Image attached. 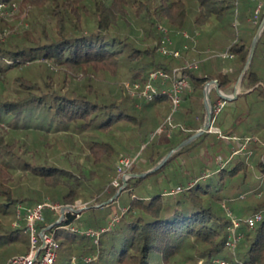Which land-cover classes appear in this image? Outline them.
<instances>
[{
	"label": "trees",
	"instance_id": "1",
	"mask_svg": "<svg viewBox=\"0 0 264 264\" xmlns=\"http://www.w3.org/2000/svg\"><path fill=\"white\" fill-rule=\"evenodd\" d=\"M261 1L254 19L256 2L250 0H0V254L17 245L21 233L28 236L25 219L17 218L21 207L80 201L87 209L79 218L67 213L53 227L55 264H217L229 254L228 212L241 223L237 259L264 264V125L244 123V115L253 116L248 106L228 105L252 94L264 102V27L241 79L245 92L228 100L214 87L209 91L213 110L224 102L212 112V126L220 131L201 133L152 172L160 185L156 192L133 193L144 179L131 176L123 189L132 191L129 203L121 205L119 197L117 205L116 198L109 202L123 181L121 158L135 157L129 175L156 166L200 129L205 85L215 80L224 93L235 85L264 17ZM30 5L37 13L30 9L25 27L17 31L5 21L14 8ZM164 40L179 57L159 53ZM187 62L196 66L185 70L188 85L171 125L161 85L146 102L130 96L121 82L122 71L129 82H145L153 70L170 73ZM156 104L164 116L160 107L146 109ZM212 141H228L229 156L218 157L216 167L201 164L197 172L192 156L201 161V150ZM127 149L132 155L121 152ZM176 155L188 168L171 170L173 180L166 165ZM114 205L118 220L96 241L64 227L101 230ZM256 214L260 220L251 228L246 220ZM56 221L47 210L37 229Z\"/></svg>",
	"mask_w": 264,
	"mask_h": 264
},
{
	"label": "built area",
	"instance_id": "2",
	"mask_svg": "<svg viewBox=\"0 0 264 264\" xmlns=\"http://www.w3.org/2000/svg\"><path fill=\"white\" fill-rule=\"evenodd\" d=\"M250 1L256 2V8L254 10V19H256L260 9L263 6V2L261 0ZM162 31L166 32L165 29H162ZM182 35L185 38H188L189 36L186 32H183ZM158 51L164 56H180V51L177 49L168 48L165 44V40L162 41V44L158 48ZM224 56L228 55L225 54ZM195 66V62H187L181 68H174L170 73L162 69L153 70L148 73L145 82H127L125 83V88L127 89L130 96L136 97L139 100L150 102L155 99L158 86L161 85L163 87L161 89L162 94H165L170 100L171 113L167 118V122L169 123V125H171V115L177 110L180 104L182 90L188 85L187 74L185 73V70H189ZM167 82L168 85L166 84ZM223 104L224 102L220 103L219 101L216 108L214 110L212 109V112L218 113L220 107H222ZM161 129L162 126L158 128L157 132ZM134 159L135 157H124L119 160V170L122 173L123 181L129 177V174H126V170L130 167ZM177 191H180V188H176L175 190H173V192ZM65 207H69L70 209H67ZM65 207L53 203L50 200L39 202L30 207H21L17 214V218L19 221L21 220V218L25 219V232L29 236V248L28 251L24 254H18L10 257L5 264H55L57 258L58 243L54 236L55 228L53 227L58 225L65 218V215L67 213H72L75 219H77L87 209L86 203H81L80 201H77L72 207ZM47 210L52 212L53 215L57 216V221L60 219L61 220L58 224H52L54 226L51 229L43 228L38 230L37 224L44 220V212ZM21 214L23 215V217H21ZM228 215L230 216L231 223L228 227L229 232L226 241V249L232 256L233 262H230L229 260L223 258H218L215 262L217 264H242V262L239 261L236 257V248L242 238V233L239 231L241 223L238 218L232 216L229 212ZM115 219H110V221L108 222L109 224L101 230H94L91 228L79 230L74 228L70 224L65 225L64 227H68L70 230L76 231L81 234L95 237L96 241L101 231L109 230L114 225V223L117 222L116 220H118V218L116 220ZM259 220L260 215L256 214L253 217L247 218L246 223L249 227L252 228ZM14 225L19 224L15 223ZM72 260H74V258H72Z\"/></svg>",
	"mask_w": 264,
	"mask_h": 264
},
{
	"label": "rangeland",
	"instance_id": "3",
	"mask_svg": "<svg viewBox=\"0 0 264 264\" xmlns=\"http://www.w3.org/2000/svg\"><path fill=\"white\" fill-rule=\"evenodd\" d=\"M33 7L31 8V5H30L29 7H27L26 9H23V10L22 9H19V7H16L12 11V14H13V12L16 11L15 14H14V16H12V17L8 16L5 19V21L8 22V23H10V24H12L13 26L15 25L13 27V29H16L18 31L20 28L26 26L25 16H26V14L28 12L29 13L31 12L30 9H33L32 11H34L35 14L37 13L36 6L34 5ZM121 74H122V77H121L122 78V81L121 82L127 83V82L130 81L128 78H126L124 71H122ZM241 90H244V89L241 87ZM234 91H235V85H233L225 93L224 92L223 93L226 94V95H228V96H232L233 93H234ZM239 94H242V93H239ZM221 102H223V101H220V103ZM141 103H139V104H141ZM228 105L232 108L231 110H235V108H236V110H240V109L241 110H244L245 107L248 106V108L250 109V114L253 115V116L244 115L242 117V119H244L243 120L244 123L247 124V125H250L251 124L253 127L255 126V124L264 125V102L261 101V100H259V97L257 95H255V94L247 95V96L246 95H243V96L239 97L236 101L230 102ZM158 107H160V108H158ZM161 107L162 106H160V104H158V105L156 104V105L147 106L146 109L153 110L154 108H158L159 117H161V116H164L165 115L164 114L165 113V110L163 109V107L162 108ZM226 110H228V109L226 108ZM214 114H217V113H214ZM219 121H220V119H218V121L216 123L217 125H219V123H218ZM212 123H213V120H212ZM221 128H224V126L221 125ZM209 131L210 130H208V132ZM144 133H145V128L142 127L141 128V134L143 135ZM215 133H217V131ZM248 140L246 142H248ZM212 142L214 143L213 145H210V143H208V142L205 143L203 150H201V153L199 154V158L202 159L201 161L198 160V157H197L196 154H195L196 156L195 155L192 156L193 162H192V160L190 162H192V164L194 165V167L197 169V172L199 171V168H200L199 165H201V164H206L207 162H209V164H211L213 167H216V165L217 166L220 165L219 161H217L218 157H221L222 159H227L228 158V156H229V146H227L228 141H218L217 143H215V141H212ZM135 146H136L135 148L133 147L135 149L134 151H136V149L138 147V144L136 143ZM242 147H244V146H242ZM141 149H142V147L139 146V151H141ZM134 151L127 149V150H122L121 152H123L125 154L132 155V152H134ZM205 151H206V153H205ZM133 155L135 156L134 153H133ZM164 157H166V156H164ZM169 157H171V156H169ZM169 157L167 158L166 161L169 160ZM189 159H191V158L189 157ZM210 159H211V161H210ZM139 160H141V159H139ZM166 161L164 162V164L166 163ZM163 165L161 167H163ZM187 166H188V164H185L184 165L183 160H181V157L178 156V155H176L166 165V167H167L166 169L167 170L169 169V173L171 174V176H169V178L172 179L173 174H174V173H171V170H173V172H180V174H181V173H183V171H185V169L188 168ZM161 167H159V168H161ZM192 172H194V171H192ZM127 179H125L124 181H122V184L120 186H118L117 191L115 192V193H117L120 190V192L118 193V196L115 199L116 205H117V198L118 197H119V203L121 205H125V204H128L129 203V198L131 196L130 193H132V191L129 192V189L123 190L125 188V186H126ZM143 179L144 180H142L141 183H139L133 189V193L138 194V195H141V196H144V195L151 194V193L156 192L157 190H159L158 189V186H160V185H157L156 184V181L154 180V177H153L152 174L151 175H148L147 177H145ZM173 180H174V177H173ZM118 183H119L118 180L117 179H114L113 185L114 186H117ZM238 204L239 203H235L234 202L233 204H231V207L232 208H234V207L237 208ZM116 205H114L113 208L110 210L111 215H110V218H109L108 222L110 221V219H113V218L115 219L116 216H117L116 215V212H115L116 211V208H117ZM94 206L95 207H98L100 205L96 204ZM235 217L238 218L237 215H235ZM108 224L109 223H107L106 225H108ZM28 245H29L28 236L26 234H24V233H21L19 235V237H18L17 245H15L14 247H6V248H4L3 249V252L1 251L0 259L1 260H4L5 258H8V257H10L12 255L22 254L25 251V249H26V247ZM230 256L231 255L229 253L226 258L228 260H230Z\"/></svg>",
	"mask_w": 264,
	"mask_h": 264
},
{
	"label": "water",
	"instance_id": "4",
	"mask_svg": "<svg viewBox=\"0 0 264 264\" xmlns=\"http://www.w3.org/2000/svg\"><path fill=\"white\" fill-rule=\"evenodd\" d=\"M263 27H264V17H263V19H262V21H261V23H260V25L258 27V31H257L256 35L254 36V38H253V40L251 42V46H250V50H249V55L247 57V60L245 62V65H244V67H243V69H242V71H241V73L239 75V78H238L237 82L235 83V91H234L233 95L232 96H228V95L224 94L223 92H221L218 89V85H217V82L215 80L208 82L205 85L204 90H203V95H204V108H205V120H204V123H203L202 128L199 131H197L189 140L185 141L179 147H177L176 149L172 150L156 166H154L153 168L145 171L144 173L129 175V177L134 176V177H138V178H144L147 175H150L156 169H158L159 167H161L164 164V162L167 160V158L169 156H171L172 153H174L175 151H177L182 145H184V144L188 143L189 141L193 140L195 137H197L201 133L208 132V130H212L213 129V127H212V105H211V102H210V99H209V91L211 90L212 87H214L215 90L218 92V94L222 98L228 99V100L234 99L239 93L245 92V90H241V79H242V77H243L246 69L248 68L250 62H251V59H252V56H253V53H254V49H255L256 42L258 40V37H259L261 31L263 30ZM119 192H120V190L109 200V202H112L118 196V193ZM65 208L70 209L69 207H65ZM60 220H58L56 223H54V225L55 224H58L60 222ZM54 225H50L47 228L48 229H51Z\"/></svg>",
	"mask_w": 264,
	"mask_h": 264
},
{
	"label": "crops",
	"instance_id": "5",
	"mask_svg": "<svg viewBox=\"0 0 264 264\" xmlns=\"http://www.w3.org/2000/svg\"><path fill=\"white\" fill-rule=\"evenodd\" d=\"M203 123H204V122H203ZM202 126H203V124L201 125L200 129L202 128ZM212 127H213V130H210V131L207 132V133H210V132H216V131L219 132V131H220L219 128L214 127V126H212ZM200 129H198L197 131H199ZM197 131H196V132H197ZM197 137H198V136H197ZM195 138H196V137H195ZM195 138H194V139H195ZM202 142H204V140L199 141L198 144H197V146H198V145H201ZM205 153H206V151H205Z\"/></svg>",
	"mask_w": 264,
	"mask_h": 264
}]
</instances>
